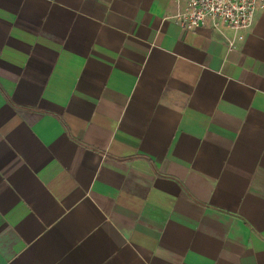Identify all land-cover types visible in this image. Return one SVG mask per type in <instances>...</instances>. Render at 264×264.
<instances>
[{
	"label": "crops",
	"instance_id": "crops-1",
	"mask_svg": "<svg viewBox=\"0 0 264 264\" xmlns=\"http://www.w3.org/2000/svg\"><path fill=\"white\" fill-rule=\"evenodd\" d=\"M0 0V264H264V0Z\"/></svg>",
	"mask_w": 264,
	"mask_h": 264
},
{
	"label": "built area",
	"instance_id": "built-area-1",
	"mask_svg": "<svg viewBox=\"0 0 264 264\" xmlns=\"http://www.w3.org/2000/svg\"><path fill=\"white\" fill-rule=\"evenodd\" d=\"M171 15L182 28H196L210 19L213 25L228 26L235 31L247 29L253 22L258 0H176Z\"/></svg>",
	"mask_w": 264,
	"mask_h": 264
}]
</instances>
